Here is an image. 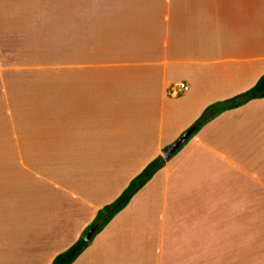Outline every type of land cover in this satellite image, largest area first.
Wrapping results in <instances>:
<instances>
[{"label": "crops", "instance_id": "crops-1", "mask_svg": "<svg viewBox=\"0 0 264 264\" xmlns=\"http://www.w3.org/2000/svg\"><path fill=\"white\" fill-rule=\"evenodd\" d=\"M34 49L57 59L25 63ZM262 75L264 0H0V108L13 97L20 114L19 153H0V264H51L210 105ZM240 140L264 146V97L207 120L133 197L165 170L163 204L172 191L181 203L190 184L206 203L194 224L211 227V211L226 210V224L241 226L234 216L251 204L248 193L264 192V174L246 166L262 161L241 163L235 151L243 149H230ZM42 184L53 209L42 224L57 226L43 238L28 233L41 225L28 193ZM129 210L106 226L126 222ZM93 246L72 264L112 263L111 252Z\"/></svg>", "mask_w": 264, "mask_h": 264}, {"label": "rangeland", "instance_id": "rangeland-1", "mask_svg": "<svg viewBox=\"0 0 264 264\" xmlns=\"http://www.w3.org/2000/svg\"><path fill=\"white\" fill-rule=\"evenodd\" d=\"M56 56L57 51L54 50L34 49L28 52L25 57L27 61L24 62L45 64L54 62L57 59ZM18 72L24 76L26 74L30 76L32 74L43 75L49 73L50 70L22 69ZM21 86L24 89L28 87L26 90L34 89V81L26 77ZM22 91L24 90L20 88L17 93H22ZM12 98L10 97L11 104L7 103L8 98H4L5 105L0 108V139H5V146L0 144V153L5 156L6 154L17 155L19 153L20 114L18 105ZM9 107L11 109L8 112ZM34 119V115L26 116V123L31 125L34 123ZM190 136L170 157H163L165 163L172 165L175 162L176 155L187 145L191 139ZM6 140L9 141V147L6 146ZM244 143H248L247 140L236 141V145H240V147L230 149L235 151L241 148L244 150L235 151V155L241 163L243 156L244 160L251 156L254 162L262 161V163H247L246 166L250 170L256 167L255 170L261 175L264 174V146L255 149L254 146H242ZM234 169L235 172L240 171V169ZM164 172L165 170H160L156 187L145 189L141 193L139 192L138 196L133 197L128 208L131 213L125 214L128 217L124 220L126 222L120 219L124 222L123 224L106 226L105 230L103 229L95 235L98 229L97 225L92 237L95 236L90 243L94 242L93 249L111 252L112 257L109 258V261L112 263L109 264H264V192L248 193L247 197L251 204L234 216V220L241 223V226L229 227L226 224L231 222V218H226L230 217L226 210L222 214L221 211H211L210 218L214 219L215 225L211 227L206 224L196 225L194 224L196 213L198 211L199 213L205 212L203 211L206 204L204 198L200 197L198 201L194 195L191 196L190 192L194 193L193 191L196 189L191 188L192 186L190 187L189 184L187 185L189 193L186 192L183 195V192L179 191L184 196L181 203H179V196L174 195L172 191L168 194L166 203L163 204L161 189ZM242 174L243 177L247 176L245 171ZM184 185L186 186V184ZM45 186L46 184L39 185L36 192L28 193V200L33 199L36 206L38 205L33 213L36 220L41 223L36 227L28 226V233L35 232L33 230L35 228L42 233V238L51 235L57 228L56 225L42 224L47 222L48 212L53 213V209H48L47 200L43 199L46 196L43 191ZM237 196L236 194L235 197ZM128 209L121 213L124 214ZM56 245L57 243L53 244V247ZM60 247L62 245H57L55 248Z\"/></svg>", "mask_w": 264, "mask_h": 264}, {"label": "trees", "instance_id": "trees-1", "mask_svg": "<svg viewBox=\"0 0 264 264\" xmlns=\"http://www.w3.org/2000/svg\"><path fill=\"white\" fill-rule=\"evenodd\" d=\"M261 97H264V75L260 77L253 87L244 91L243 93L210 105L190 127L193 130L190 138H192V136L207 120L216 116L222 111L240 106L251 99ZM168 147H166L165 150H167ZM164 163L165 159L163 156H158L149 162L148 165L130 181L129 185L114 201L106 204L98 210L96 217L91 222V224L86 227L83 235L66 250L60 252L53 259L51 264H72L89 246L90 242L93 240V237L98 232L103 230L106 225L130 203L133 196L154 176V174L159 169L164 166ZM94 225H98L95 235L91 238V240H85V234Z\"/></svg>", "mask_w": 264, "mask_h": 264}, {"label": "water", "instance_id": "water-1", "mask_svg": "<svg viewBox=\"0 0 264 264\" xmlns=\"http://www.w3.org/2000/svg\"><path fill=\"white\" fill-rule=\"evenodd\" d=\"M191 132H192L191 130H188V131H185L182 135H180V137L176 141H174L167 148V150L163 152V157L164 158L170 157L186 141V139L190 136ZM96 229H97V225H94L93 227H91L85 234L84 239L88 241L91 240V237L96 231Z\"/></svg>", "mask_w": 264, "mask_h": 264}]
</instances>
